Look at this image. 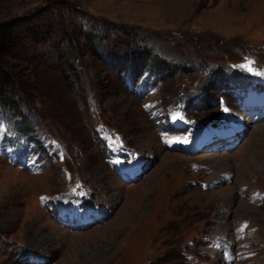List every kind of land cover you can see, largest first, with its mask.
I'll list each match as a JSON object with an SVG mask.
<instances>
[{
	"label": "rangeland",
	"instance_id": "obj_1",
	"mask_svg": "<svg viewBox=\"0 0 264 264\" xmlns=\"http://www.w3.org/2000/svg\"><path fill=\"white\" fill-rule=\"evenodd\" d=\"M17 20L42 39L15 53L47 57L0 69V102L15 96L0 103V264H264V121L231 151L191 152L223 103L264 109V0H0V25ZM102 31L143 65L91 50ZM185 102L191 143L169 118ZM103 126L139 158L121 176Z\"/></svg>",
	"mask_w": 264,
	"mask_h": 264
},
{
	"label": "trees",
	"instance_id": "obj_2",
	"mask_svg": "<svg viewBox=\"0 0 264 264\" xmlns=\"http://www.w3.org/2000/svg\"><path fill=\"white\" fill-rule=\"evenodd\" d=\"M40 24L35 22V21H26V20H17V21H13V22H9V23H5L0 25V69H8V67L10 66V61L11 59H18V58H22V60L24 61H28L29 64L33 65V67L35 69H41V67L44 64L43 59L46 58L47 56L44 54L42 55V57H35L33 55H26L23 56V54L21 55V53L24 51H26L28 45L31 44V42L37 44L39 43V40L42 39V32H39V26ZM86 31H89L90 28H86ZM89 33V32H88ZM87 32L84 34L85 36L88 35V40L90 43V48L91 50H95L97 52L99 47L102 46L103 50L106 51L107 49V32L102 31V35L99 39H92L91 35L88 34ZM124 30H122L119 34H123ZM41 37V38H40ZM31 41V42H30ZM129 46V45H128ZM57 50H56V54L59 57L60 60V65L62 67L63 72L65 73L64 75L69 77L70 75L68 74V70L65 66L64 63H67V65H69V67L72 68V66H70L69 62H65L66 59L64 57L65 53L63 51V47L61 46H57ZM97 47V49H96ZM129 47H132L129 46ZM16 51H21L20 55L16 54ZM94 51V52H95ZM130 52L132 53V51L130 50ZM16 54V55H15ZM102 54H106L109 55L107 57H105L106 55H102ZM100 53L99 55H101L103 58H115L117 60L119 59H124L126 60L125 63H121L118 66L121 65H126L127 63H130V67L133 68L134 70L136 69L137 66H142L143 65V60L139 57V56H134L132 54H130V58L127 60L125 59V55L121 57L118 56H113L111 53L108 52V50L106 52ZM48 55V54H47ZM44 57V58H43ZM45 60V59H44ZM65 66V67H64ZM127 66V65H126ZM5 71V70H4ZM179 73V70L178 72ZM76 75L77 79H80L79 76L74 73ZM69 75V76H68ZM15 79V78H14ZM10 81L9 75L7 73H3V75L0 74V83H6ZM23 95H26L25 90H23ZM14 95H8L7 97L4 96L3 100L4 103H2L4 106H8L11 108L12 104L14 103ZM25 99V96L22 98ZM0 100H1V92H0ZM1 107V106H0ZM21 110H19L20 112ZM18 112V111H17ZM24 127H28L29 125H31L29 122L26 123L24 122Z\"/></svg>",
	"mask_w": 264,
	"mask_h": 264
},
{
	"label": "snow or ice",
	"instance_id": "obj_3",
	"mask_svg": "<svg viewBox=\"0 0 264 264\" xmlns=\"http://www.w3.org/2000/svg\"><path fill=\"white\" fill-rule=\"evenodd\" d=\"M249 63H251V62H249Z\"/></svg>",
	"mask_w": 264,
	"mask_h": 264
}]
</instances>
